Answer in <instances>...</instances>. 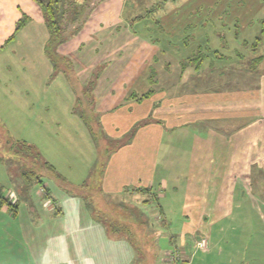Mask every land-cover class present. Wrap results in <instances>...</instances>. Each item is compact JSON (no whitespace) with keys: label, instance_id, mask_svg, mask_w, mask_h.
<instances>
[{"label":"crops","instance_id":"obj_1","mask_svg":"<svg viewBox=\"0 0 264 264\" xmlns=\"http://www.w3.org/2000/svg\"><path fill=\"white\" fill-rule=\"evenodd\" d=\"M154 1L100 0L80 30L57 48L71 61L81 85L93 81V111L105 137L118 141L101 173L94 176L100 192L123 200L142 194L141 202L154 192L160 199L157 220L147 212L152 200L135 201L142 222L137 225L146 231L142 238L136 233L133 240L147 241L149 246L141 250L137 245L134 250L132 239L117 237L96 217L92 206L67 192L89 180L93 158L99 153L75 111L77 94L67 75L53 71L45 54L48 32L40 7L32 0H0V17L9 29L0 35V52L6 50L0 55V73L7 71L0 75V93L21 98L27 109L56 113L47 121L56 137L40 138L41 153L37 149L42 164L47 161L43 165L53 167L48 168L52 174L42 172V179L49 176L55 184L46 185L45 197L54 205L45 207L36 187L25 196L9 194L14 200L0 205L9 219L17 220L24 242L22 264H169L165 256L172 250L182 255L181 264H215L218 258L231 264L226 260L233 255H239L236 264H263L264 235L228 233L230 227L248 226L234 212L253 206L242 201L247 191L239 182L248 180V186H256L252 192L259 199L264 196V64L250 70L236 58L237 52L245 55L246 50L240 44L231 49L222 44L220 32L209 25H201L196 36L170 39L184 25L197 27L208 17L203 6L218 0L168 1L167 12L159 16V29L136 26L141 20L129 24L133 5L137 15L138 8H145L142 3L147 2L149 9ZM23 15L27 16L24 25L14 32ZM32 22L38 31L29 34ZM154 30L161 36L155 37ZM13 33L14 44L8 48L6 40ZM33 35L34 42L28 44ZM197 46L206 51L198 71L185 65ZM33 66H38V75L33 74L37 70ZM149 72H155L153 84H149ZM150 86L153 91L139 99ZM212 122L217 125L209 126ZM63 138L76 158L63 155L56 142L62 144ZM85 141L87 147H83ZM86 148L89 157L78 160ZM221 164L224 168L212 173ZM216 177L232 183L211 180ZM140 187L149 191H135ZM172 208L175 218L169 214ZM200 238H205V247L196 246ZM160 241L169 245L162 249Z\"/></svg>","mask_w":264,"mask_h":264},{"label":"rangeland","instance_id":"obj_2","mask_svg":"<svg viewBox=\"0 0 264 264\" xmlns=\"http://www.w3.org/2000/svg\"><path fill=\"white\" fill-rule=\"evenodd\" d=\"M144 5V9L138 8V14H143L144 17L139 22L138 27L142 28L144 26H148L150 29L157 28L159 29L160 25H162L161 17H159L161 14L166 13L167 11L163 10L161 13H158L157 11L153 12L152 14L147 13L146 7H148L147 2L142 3V6ZM208 6V7H207ZM134 9L132 10V14H135V5H133ZM173 8V7H172ZM171 8V9H172ZM168 10V5L165 8ZM203 12L208 13V17H206L205 20H203L201 23L197 24V27H193L189 24L184 25V28L176 34L173 35L170 39H176V41H180L183 39H187L190 34H193L196 36V30L203 29L201 28V25L207 26L209 25L210 28L214 31L220 32L219 33V39L222 42V44H226V46H229L230 49L234 48L233 45L240 44L242 46V43L244 41H247L249 43V48L242 46L244 50H246L247 54L250 51V45L252 42H254L255 37L258 35L261 37V50L264 49V0H218V3H213V5L206 4L202 8ZM0 15L2 16L3 13L0 12ZM213 16V17H211ZM34 21V20H33ZM5 20H3L2 17H0V35L9 30L7 28V22L6 25H4ZM35 22H32L30 30L27 33H36L38 29H36L37 24H33ZM137 23V22H136ZM147 27V28H148ZM146 28V29H147ZM194 29V30H193ZM263 29V31H261ZM25 30H21L19 32L20 35L25 33ZM159 30H154L153 34L155 37H160L161 35L158 34ZM161 33V32H160ZM6 34V33H5ZM5 34L1 37L3 38ZM39 34V32L37 33ZM18 35V34H16ZM35 35V34H34ZM31 36L28 39V44H31L34 42L35 36ZM149 35V34H148ZM26 37L25 41H27ZM31 39V40H30ZM68 40V39H67ZM66 40V41H67ZM162 40V38H161ZM10 44L8 45V48L10 45H13L14 42L9 40ZM7 42V43H8ZM185 42V41H182ZM6 44V43H5ZM225 46V47H226ZM197 48V47H196ZM226 49V48H225ZM6 50H3L0 52V55H5ZM235 51V50H234ZM204 52H206L204 50ZM224 53V51H222ZM212 53V52H210ZM256 54V53H255ZM186 56V55H185ZM36 70V73L33 74H39L38 66H33ZM5 69H3L0 73V75L4 74ZM7 72V71H6ZM13 83V82H12ZM17 87V84L14 83V88ZM12 89V88H10ZM0 90L1 87H0ZM13 94V91H12ZM93 94H90V96ZM93 97V96H92ZM21 101V102H19ZM94 101V100H93ZM85 102L82 103V106H84ZM93 107H88V109L91 110ZM56 113L52 112L51 110L47 111H41L38 109H27V107H24L23 100L21 98H14L12 95L10 96L7 91H1L0 93V205L4 203H8L13 201V197L9 194H21L23 196L30 194L31 188L36 187L38 189V193L42 195V198L44 199L42 203L45 207L49 206V203H52L50 200H47L45 198L48 196V193H45L46 191L41 188L40 184L36 181V176H38L39 173L46 170V173L52 174L48 167H45L39 157H35L32 153H29L28 150L25 148V145H23V142L29 143L34 146L35 149L39 150V140L40 138H46L47 136L50 137H56L55 130L51 127L52 124L48 125L47 121L52 119V116H54ZM92 121L93 123H96L97 117L92 114ZM217 122H212L209 126H216ZM104 137V136H103ZM106 139L105 141H99V151L101 152L100 158H93L92 165H95L98 161L106 163V158L109 157L107 154L108 151H112V149L118 144V141ZM56 142L60 145V147L63 150V155H66L68 159L76 158V153L73 152L70 149V142H66L63 138L61 140V143H66L65 145H62L59 143L58 139H56ZM83 147H87L86 141L84 142ZM92 147H95V145H92ZM106 149V150H105ZM41 153V150H39ZM98 151V148H97ZM25 152H27L28 158L25 156ZM94 150L90 152L91 155L94 154ZM106 152V153H105ZM99 153V152H98ZM111 153V152H110ZM33 156V157H32ZM89 157V154L87 152V148L84 152H80V155L77 157V159H81L82 157ZM98 160V161H97ZM33 164V165H32ZM224 165H217L216 168L213 170L212 173H219L224 167ZM94 168H100L99 165L93 166ZM99 175V172L97 176ZM214 175V174H213ZM96 176V178H97ZM47 176L43 175V181L45 182V185L49 186H55L53 180H50L46 178ZM212 178V176H210ZM209 178V179H210ZM92 181V189L91 194L80 197L83 198L84 201L90 202L93 204L96 210H94L95 213H97L100 217V219L104 220L107 224L109 222H113L116 224V230L115 234L117 237H126L133 240V237L136 233H138L141 237V234H143L146 230L145 227L140 224L137 225L140 220L141 214L138 213L137 210H135V206L131 205V203L135 204V201L141 202L142 194H139L138 196H129L130 198H126L128 202L124 201L123 199H119L121 196H110L106 195L99 191V188L97 189L95 182V178ZM159 179L157 178V181ZM211 180L217 181H223L224 185L227 184V182L230 184L232 183V180L224 181V179H220L218 177L213 178ZM250 180V179H249ZM221 183V182H219ZM168 189L170 187V181L168 183ZM250 186L252 188H250ZM239 187H242L247 191V193L242 197V201L248 203L249 205L253 203V206L248 207L244 210H236L234 213L235 215H238L237 219H243L242 222L246 223L248 225L247 227H243V229H236L235 226L230 227L231 230L228 233V236L232 235H239V234H246L247 235H264V204L262 202V207L257 208V203L259 204L261 201L264 200L261 197V199L258 198V195L253 193L254 188H256L255 185H249L248 186V180H242L239 182ZM249 192V193H248ZM161 193H164V195L167 194L166 191H162ZM52 194L55 193L52 190ZM146 197H149L146 196ZM163 197V196H161ZM154 203L149 204V208L147 209V212L151 215L157 217L153 219L160 218L159 212L156 209L157 203H160V199L157 198L155 200H152ZM98 203L105 205V209H99ZM138 204V203H137ZM52 205H54L52 203ZM236 206V204H235ZM237 207V206H236ZM175 208H172L169 212L175 218ZM9 213H4L0 210V264H22V255L20 254V249L24 247L23 239H21L20 231L16 229V223L17 220H14V218H8ZM173 220H169V222H172ZM174 222V221H173ZM109 228V226H108ZM141 229L140 231H138ZM234 229V230H233ZM213 231V230H212ZM214 233V231H213ZM135 245L133 244V249L137 244H140V249L143 247V243L139 242L137 243L135 241ZM145 243V242H144ZM235 243V241H234ZM151 246L150 248L153 249L152 245H154V242H150ZM159 246H161L162 249L166 248L169 243L160 241ZM146 246H149L148 242H146ZM136 250V249H134ZM138 251V250H137ZM231 252V251H230ZM235 252V251H234ZM232 253V252H231ZM234 256V255H233ZM228 258L226 261L230 262L231 264H236L238 262V256L236 255L234 257ZM237 258V261H236ZM166 259V258H165ZM164 259V260H165ZM222 260L221 258H218L216 262L213 263H220ZM220 261V262H218ZM225 261V258L223 259ZM223 264V263H220ZM264 264V262H263Z\"/></svg>","mask_w":264,"mask_h":264},{"label":"trees","instance_id":"obj_3","mask_svg":"<svg viewBox=\"0 0 264 264\" xmlns=\"http://www.w3.org/2000/svg\"><path fill=\"white\" fill-rule=\"evenodd\" d=\"M32 1L35 2L40 7L44 22L47 28V32H48V36L44 44L45 54L51 61V64L53 66V71H56V72L61 71L65 73L69 79L70 84L74 88L77 94L75 111L79 115V117L83 120L87 128L89 129L93 142L95 146L98 148V152H99L98 159H99L100 156L102 155L101 154L102 151H99V147H100L99 141L100 140L105 141L106 139L104 138H106L105 137L106 135L103 134V131L101 130L98 116L93 111V108H91V110L88 109V107L90 106L92 107V104H93V97H92L93 95L90 96V94H92L91 90L93 86V81L88 82L86 86L81 85L79 81L77 80V78L75 77V73L73 71L71 61L68 58L60 55L57 48L61 43L65 42L67 39L75 35L80 30L82 25L87 20L90 12L95 7V5L98 4L100 0H32ZM168 1H171V0H155L154 3L150 5V8L147 9V13L152 14L155 11L161 12L163 10H166L165 9L167 6L166 3ZM129 11L130 9H127L125 13L128 14ZM144 16H145L144 13L137 14V15L134 14L132 16L128 14V22L130 25H133L134 23L145 18ZM26 19H27V16L23 15L17 20V23L14 28V32H16L19 28H21L24 25ZM261 31H263V29H261ZM13 36H14V33L9 38H7L6 41H9ZM254 40L255 41L251 43L250 49H249L250 51L251 50L253 51L252 53L248 52V54H245V55L239 52L236 53L237 60L240 59L242 61H245L247 67L250 68V70L252 71L256 70L260 63L264 64V49L263 50L260 49L262 45L261 37L257 35ZM242 46L249 48V43L247 41H244L242 43ZM205 58H206V54L203 51V48L200 46H197V49L194 51V53L189 55L186 58L185 65L192 66L196 71H198L201 69L202 63L205 60ZM154 76H155V72L153 73L149 72V76H148L149 84H153V82L155 81ZM152 91H153V87L150 86L146 92H144L142 95L139 96V99L148 96ZM85 100H86V103L84 104V106H82V103L85 102ZM92 114L94 116L96 115L97 117L96 123H93L92 121L93 120L91 117ZM23 145H25V148L28 150L29 153H32L35 157L40 158L39 151L35 149L33 145L26 143V142H23ZM110 152L111 151L107 150L108 155L110 154ZM27 154L28 153L25 152L26 158H28ZM46 163L47 161H45L43 164L45 165ZM95 165H99L100 168H94L93 172L91 173V177L93 179H94V176L98 174V172L101 173L102 168L105 165V163L104 161L102 163L98 161ZM49 166L50 165L48 164V168L53 169V167H49ZM42 174H43L42 172L39 173L35 179L38 182V184H40L41 188L46 191L45 193H48V189L46 188L45 182L42 179ZM57 175L58 177L60 176L58 173ZM91 177L89 178L87 182H83L78 187H75V189L73 190L68 189V186H67V189H68L67 192L74 194V195L76 194L80 197H84V196L91 194V189L93 188L92 181H94L93 179H91ZM47 178L50 179L49 176H47ZM60 179L63 182H65L63 178L60 177ZM62 181H59L61 182L60 186H65L64 184H62ZM94 183L97 184L96 188L98 189L99 188L98 182L95 180ZM135 191L142 192V191H149V190L148 188L140 187V188H135ZM152 193L150 192L149 197L143 198L142 202H147L149 200L157 199V196L154 195V192ZM82 200L84 201L83 198ZM84 202L89 207L92 206L94 210H96L93 204L87 201H84ZM131 205L135 206V204H131ZM98 206H99L98 210L105 209L104 207L105 205L98 203ZM95 214H96V217L100 219L99 215L97 213ZM101 221H103L104 225H106L107 228L109 226L108 228L109 231H112L115 233V230L117 228L116 224H114L113 222H109L107 224L102 219ZM142 235L143 234H141V238H142ZM132 242L134 245L136 244L134 240ZM139 242H142V241L137 240V243ZM146 242L145 243L142 242L143 247L141 250L148 249V246H146ZM137 245H139L140 247V244H137Z\"/></svg>","mask_w":264,"mask_h":264},{"label":"built area","instance_id":"obj_4","mask_svg":"<svg viewBox=\"0 0 264 264\" xmlns=\"http://www.w3.org/2000/svg\"><path fill=\"white\" fill-rule=\"evenodd\" d=\"M205 238H200L199 240H197L196 242V246L199 248L205 247ZM166 261L169 264H181L182 263V255L175 250L169 251L166 256Z\"/></svg>","mask_w":264,"mask_h":264}]
</instances>
